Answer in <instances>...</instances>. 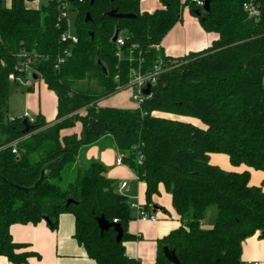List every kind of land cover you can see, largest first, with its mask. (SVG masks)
I'll return each mask as SVG.
<instances>
[{
    "label": "trees",
    "instance_id": "1",
    "mask_svg": "<svg viewBox=\"0 0 264 264\" xmlns=\"http://www.w3.org/2000/svg\"><path fill=\"white\" fill-rule=\"evenodd\" d=\"M33 1L0 6V255L14 264L27 263L34 252L12 240L10 225L47 217L55 228L58 216L68 212L74 217V238L88 258L99 264H138L122 244L134 218L126 196L114 188L100 162L76 165L82 146L109 135L123 164L145 184L144 207L162 186L179 218L180 225L157 242L154 264H172L163 246L174 250L180 264H241L242 240L256 231L264 240V190L249 184L248 170L226 171L210 163L209 155L226 154L233 166L264 171V0H209L207 12L191 0H160L162 6L151 12L141 11L139 0H65L76 12L75 43L60 40L67 29L59 17L60 2L31 8ZM245 2L259 14L250 17ZM114 8L135 16H108ZM184 8L216 38L178 57L155 50L152 45H160L181 21ZM116 30L123 32L122 51L131 54L132 62L116 57ZM65 49L70 56L55 68ZM19 53L36 56L32 73L54 92L57 105L54 122L37 115L25 133L24 117L9 120L7 115L8 75L16 72ZM159 57L178 66L159 76L140 110L98 105L128 82L129 68L139 59L146 69ZM91 79L95 89L73 87ZM76 122L78 134L61 133ZM210 206H215V220L203 229ZM99 216L116 220L123 230L120 241L111 226L100 235Z\"/></svg>",
    "mask_w": 264,
    "mask_h": 264
},
{
    "label": "crops",
    "instance_id": "2",
    "mask_svg": "<svg viewBox=\"0 0 264 264\" xmlns=\"http://www.w3.org/2000/svg\"><path fill=\"white\" fill-rule=\"evenodd\" d=\"M10 2L11 0H1L0 6L9 7ZM142 2L143 0H139L140 9L142 11H150V9H143L141 6ZM39 5H41L40 0L28 3V6L31 8H37ZM184 14L182 10L181 21L177 22L167 32L160 43V47L165 55L178 57L188 52L199 51L208 47L216 38L215 33L206 32L202 29L197 18L194 17V20L189 16V13L184 19ZM40 84H43L41 98ZM31 86L27 87L26 90ZM35 94V91L31 90V92H27L25 95L28 103L27 108H32L31 110L34 112L32 114L34 115L33 117L41 115L47 123L54 122L57 112L56 95L54 92L49 90L43 82L40 83L38 81L36 103L34 102ZM122 94L118 95L116 93L107 101H99L98 105L123 108L132 107L129 97L124 98ZM112 99L116 101L110 103L109 101ZM189 121L201 127L197 120L189 119ZM80 128V123H77L73 127L63 130L61 133L63 135L78 134ZM102 142L104 144L111 142L114 149L112 138L109 135H104L96 142L82 146L79 149L76 165L78 167L83 166L92 160L100 162L105 166L106 176L113 180L114 188L118 191L120 183L124 181L126 185L119 192L126 196L127 201H129V197L130 200L132 199L130 204L137 203L144 206V182L139 180L135 173L126 165L116 164L115 159L119 155L118 151L116 149L113 150L107 145L99 146ZM209 162L218 165L226 171L241 172L248 170L249 184L260 186L264 190V171L248 168L244 164L233 166L230 164L228 156L221 153H211L209 155ZM119 176L122 178L121 180H117ZM127 178L131 179L130 184ZM144 209L147 212L155 214L157 220L140 221L131 219L126 228L128 238L124 239L122 244L125 255L135 259L138 264H154L158 252L157 242L171 230L177 228L180 225V221L172 206L170 194L162 186L159 187L158 194L152 196V201L148 207ZM135 214L136 211L132 209V215L134 216ZM205 214L201 221V227L205 223ZM215 216L216 212L213 213V217L207 222L210 225L209 227H212ZM9 231L14 242L24 243L26 244V250L34 252L33 255L28 257L25 264H99L88 258L83 246L74 238V217L68 212L61 213L58 216L55 228L50 227L42 219L36 224L14 223L10 225ZM239 259L241 264H264V240L259 237L258 231L242 240ZM0 264L14 263L10 262L5 256L0 255Z\"/></svg>",
    "mask_w": 264,
    "mask_h": 264
},
{
    "label": "built area",
    "instance_id": "3",
    "mask_svg": "<svg viewBox=\"0 0 264 264\" xmlns=\"http://www.w3.org/2000/svg\"><path fill=\"white\" fill-rule=\"evenodd\" d=\"M60 2V12L59 17L60 20H65L67 24V14L70 10V7L68 3L65 0H57ZM197 7H200L202 9L204 0H191ZM243 8L247 12V14L250 17H255L259 14L258 9L255 5H253L252 2H245L243 3ZM60 40L62 42L70 41L75 43L76 42V35L75 33H71L68 31V28L66 31L61 35ZM117 47V51L115 53L116 57L118 59H126L129 62H132L134 59L129 55H124L122 51V47L125 45V39L124 37L118 33L115 41H113ZM155 50L160 51L161 47L159 44L152 45ZM70 56V50L65 49L63 50L62 54L58 56L57 61L55 63V68L59 67L61 64L65 62L67 57ZM36 56H28L26 53H19L17 55L18 62L15 66L16 72H12L8 75V78H10L15 84L23 85L25 87H29L32 85V81L34 80L32 78V68L31 65L34 61V58ZM142 59H139L137 61V64L135 67L129 68V79L128 82L122 86L119 87V92L122 91H129V100L131 102L132 109H141L142 103L151 96V88L157 83L159 76L167 72L175 67L178 66V63H176L173 59L165 60L161 57L156 59V61L153 63V65L149 68L143 69L142 68ZM114 80H117V76L114 77ZM149 87V92L147 94L144 93V89L146 87ZM118 92V93H119ZM81 111H84V108L81 109ZM80 111V112H81ZM79 112V111H78ZM22 117L26 118L28 122L32 123L34 121L33 117H28L27 115H23ZM9 120H12V117H9ZM12 152H15V143H12ZM140 161V157L138 158V162ZM116 164H123L122 156L119 154L115 159ZM126 183L123 181L120 183L118 187V191L123 189L125 187ZM131 209H134L136 211V214L134 215L133 219L140 220V221H156L157 217L155 214L147 212L144 208V206L138 205L137 203H131L129 204ZM113 222H116V220H113Z\"/></svg>",
    "mask_w": 264,
    "mask_h": 264
},
{
    "label": "rangeland",
    "instance_id": "4",
    "mask_svg": "<svg viewBox=\"0 0 264 264\" xmlns=\"http://www.w3.org/2000/svg\"><path fill=\"white\" fill-rule=\"evenodd\" d=\"M46 1L47 0H40V4H44ZM141 6L143 7V9H150V11H153L154 9L161 7L162 4H161L160 0H143ZM139 8H140V6H139ZM183 11L185 13L184 14V19H185L187 17V15L189 14V11H188L187 8H184ZM75 16H76V12L75 11H73V10H69L68 11V14H67V28H68V31L71 32V33L75 32V25H74ZM189 16L191 18H193L194 20L196 18V17L194 18V16H192L191 14H189ZM120 34H123V32H121ZM35 80L36 79H34L32 81V83H33L32 86L30 88H28V90H26L27 87H25L23 85L15 84L9 78V96H8V112H7L8 118L9 117L19 118V117H22L23 115H27L28 117H33L34 116V115H32V114H34V112L31 110L32 108H27L28 103H27V100L25 99V95L27 94V92H31V90L35 91L36 94H35V101L34 102L36 103L37 90H38V81L40 83H42V81H41L40 78H38L37 81H35ZM40 85H41V88H40V90H41L40 91L41 92L40 98H41L42 97V85L43 84H40ZM73 87L74 88H81V89L92 87V88L95 89L96 88V82H95L94 79H91L89 81H87V80L76 81V82L73 83ZM121 93H123L122 96L124 98H128L129 94H130L129 91H125V90L122 91ZM121 93H117V94L120 95ZM111 97L112 96H109V97L105 98L104 101L109 100V98H111ZM115 101H116L115 99H112L109 102L110 103H114ZM33 118H35V117H33ZM195 120H197V119H195ZM197 121L201 125V127H204V125L199 120H197ZM77 123L78 122H76L75 124H77ZM100 144L101 145H99V146H106L107 145V146H109V147H111L113 149V146H112L111 142L109 144L108 143L104 144V142H102ZM114 149H115V146H114ZM121 179L122 178L119 176V178L117 180H121ZM127 180H128V182L130 184L131 183V179L127 178ZM131 200H130V197H129V201H128L129 204H130ZM215 212H216L215 206H210L206 210V214H205V218H204L205 219L204 220L205 223L203 222L204 224H203V227H201V228H203V229L211 228V227H209L210 225H208L207 222L210 220L211 217H213V213H215Z\"/></svg>",
    "mask_w": 264,
    "mask_h": 264
},
{
    "label": "water",
    "instance_id": "5",
    "mask_svg": "<svg viewBox=\"0 0 264 264\" xmlns=\"http://www.w3.org/2000/svg\"><path fill=\"white\" fill-rule=\"evenodd\" d=\"M93 1L94 0H90V4H92ZM209 5H210V1L209 0H204L202 10L204 12H207L209 10ZM194 13H195L196 16L200 15V11L199 10H195ZM108 16L114 17V18H132L135 15L132 14V13H119L117 11V9L114 8L111 11L108 12ZM90 19H91L90 18V14L86 13L85 14V21L86 22L90 21ZM117 35H118V30H116L114 32L113 37H112V41H115ZM102 70L105 72V68L103 66H102ZM32 78L33 79H37V76L35 74H32ZM183 81H185V80L183 79ZM148 92H149V87L147 86L144 89V93L147 94ZM22 123L24 125V129L22 131L23 133L27 132L29 129L32 128V126L28 123L26 118H24L22 120ZM42 175H43V173H41V177H42ZM24 190H27V189H24ZM71 202H73L71 199H67V204H69ZM43 219L46 221V223L50 224V221H49V219L47 217H44ZM96 222H97V226L99 228V233H100L101 236L111 226V227H113V229L116 232V236H115L116 241H120L121 240L123 230H122L121 226L117 222H108L103 216L97 217L96 218ZM162 251H163V254H164L165 258L170 263H172V264H180L179 261L176 258V255H175L173 249H170L167 246H163L162 247Z\"/></svg>",
    "mask_w": 264,
    "mask_h": 264
}]
</instances>
